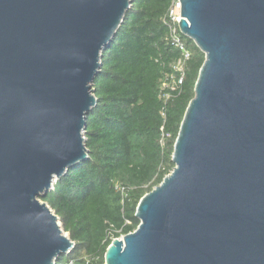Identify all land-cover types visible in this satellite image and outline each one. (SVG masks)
<instances>
[{
	"label": "water",
	"instance_id": "obj_1",
	"mask_svg": "<svg viewBox=\"0 0 264 264\" xmlns=\"http://www.w3.org/2000/svg\"><path fill=\"white\" fill-rule=\"evenodd\" d=\"M132 0H0V264H56L75 244L42 201L88 159L103 52ZM205 54L174 171L105 264H264V0H180Z\"/></svg>",
	"mask_w": 264,
	"mask_h": 264
},
{
	"label": "trees",
	"instance_id": "obj_2",
	"mask_svg": "<svg viewBox=\"0 0 264 264\" xmlns=\"http://www.w3.org/2000/svg\"><path fill=\"white\" fill-rule=\"evenodd\" d=\"M172 2L132 0L102 54L92 88L97 106L85 132L88 159L42 198L75 244L56 264H105L113 241L138 229L142 198L175 169L174 146L206 56L181 34L190 54L184 81L175 91L164 88L179 79L175 66L182 58L169 39Z\"/></svg>",
	"mask_w": 264,
	"mask_h": 264
},
{
	"label": "built area",
	"instance_id": "obj_3",
	"mask_svg": "<svg viewBox=\"0 0 264 264\" xmlns=\"http://www.w3.org/2000/svg\"><path fill=\"white\" fill-rule=\"evenodd\" d=\"M181 9L182 5L180 0H173L172 5L169 9L168 13V24H169V39L173 46L178 48L182 52V58L177 62L175 66L176 72L179 74V79L175 81V83L172 86L165 85L166 90H172L175 91L178 86H181L184 81L185 76V68L186 63L190 59V54L187 51L185 45L182 42L181 39V32L179 28V24L181 23ZM117 190L122 193L123 196H125V189L122 187H117Z\"/></svg>",
	"mask_w": 264,
	"mask_h": 264
},
{
	"label": "rangeland",
	"instance_id": "obj_4",
	"mask_svg": "<svg viewBox=\"0 0 264 264\" xmlns=\"http://www.w3.org/2000/svg\"><path fill=\"white\" fill-rule=\"evenodd\" d=\"M55 182H56V181H55ZM55 182H54V183H55ZM53 185H54V184H53Z\"/></svg>",
	"mask_w": 264,
	"mask_h": 264
}]
</instances>
